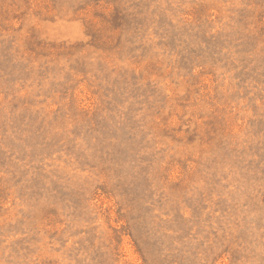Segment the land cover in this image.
<instances>
[{
  "label": "rangeland",
  "instance_id": "374dc122",
  "mask_svg": "<svg viewBox=\"0 0 264 264\" xmlns=\"http://www.w3.org/2000/svg\"><path fill=\"white\" fill-rule=\"evenodd\" d=\"M0 264H264V0H0Z\"/></svg>",
  "mask_w": 264,
  "mask_h": 264
}]
</instances>
